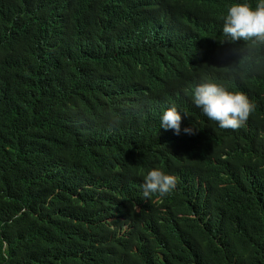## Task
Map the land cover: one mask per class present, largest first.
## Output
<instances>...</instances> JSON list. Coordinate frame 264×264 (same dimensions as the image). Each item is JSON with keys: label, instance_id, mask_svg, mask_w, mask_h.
I'll list each match as a JSON object with an SVG mask.
<instances>
[{"label": "trees", "instance_id": "obj_1", "mask_svg": "<svg viewBox=\"0 0 264 264\" xmlns=\"http://www.w3.org/2000/svg\"><path fill=\"white\" fill-rule=\"evenodd\" d=\"M24 1L0 0V264H264V49L221 43L243 0H34L21 24ZM210 79L248 126L196 107ZM153 168L177 183L145 200Z\"/></svg>", "mask_w": 264, "mask_h": 264}, {"label": "clouds", "instance_id": "obj_2", "mask_svg": "<svg viewBox=\"0 0 264 264\" xmlns=\"http://www.w3.org/2000/svg\"><path fill=\"white\" fill-rule=\"evenodd\" d=\"M33 1L27 0L19 4L20 17L23 19L21 24L35 13L32 9ZM196 15L197 12H194L186 15L184 19ZM222 19L224 39L221 43L244 41L242 54L247 57H253L264 49V0H258L254 5L250 0L233 3L228 6ZM53 39H56V36L51 37L48 44ZM192 99L204 116L218 122L224 129L235 130L244 124L248 126L250 121L247 120L255 110V104L247 94L242 91H231L225 83L211 79L194 88ZM130 100L137 103L143 98L130 96ZM181 113L176 105L169 107L162 115L160 128L172 129L179 134L183 118ZM183 113L188 114L186 111ZM184 132L193 134L194 129L188 127ZM176 183L177 178L174 175L160 168H153L144 178L143 198L149 200L154 193L168 195L175 189Z\"/></svg>", "mask_w": 264, "mask_h": 264}]
</instances>
